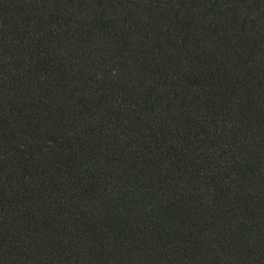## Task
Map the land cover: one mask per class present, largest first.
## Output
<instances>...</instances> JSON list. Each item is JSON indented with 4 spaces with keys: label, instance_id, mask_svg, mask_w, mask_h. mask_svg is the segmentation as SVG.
<instances>
[{
    "label": "trees",
    "instance_id": "1",
    "mask_svg": "<svg viewBox=\"0 0 264 264\" xmlns=\"http://www.w3.org/2000/svg\"><path fill=\"white\" fill-rule=\"evenodd\" d=\"M0 264H264V0H0Z\"/></svg>",
    "mask_w": 264,
    "mask_h": 264
}]
</instances>
